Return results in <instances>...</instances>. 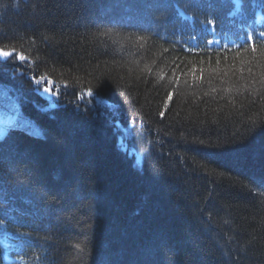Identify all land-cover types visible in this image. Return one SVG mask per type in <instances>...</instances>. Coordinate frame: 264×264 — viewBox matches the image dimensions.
I'll return each mask as SVG.
<instances>
[{
    "label": "trees",
    "instance_id": "trees-1",
    "mask_svg": "<svg viewBox=\"0 0 264 264\" xmlns=\"http://www.w3.org/2000/svg\"><path fill=\"white\" fill-rule=\"evenodd\" d=\"M162 1L169 16L170 0H0V48L25 55L27 72L77 97L93 89L122 111L119 124L132 115L150 128L136 122L147 173L103 121L76 111H61L46 139L22 133L0 148L21 219L41 224L26 216L29 195L55 224L39 252L24 232L27 258L53 244L41 264H264V44L187 51L164 34L176 27H151ZM2 63L0 120H32L34 91Z\"/></svg>",
    "mask_w": 264,
    "mask_h": 264
},
{
    "label": "snow or ice",
    "instance_id": "snow-or-ice-1",
    "mask_svg": "<svg viewBox=\"0 0 264 264\" xmlns=\"http://www.w3.org/2000/svg\"><path fill=\"white\" fill-rule=\"evenodd\" d=\"M260 36L264 37V32L260 33ZM253 38L251 36H249L246 40V43L250 40H252ZM209 43H212V41H209ZM253 50H255V46L253 45ZM9 58H11V67L9 68L12 71V74L14 75L16 70L19 68H25V71L21 73V75H26L27 71H29V69H27L25 67L26 63H27V57L21 53H17L16 50L13 48L11 50H6L4 48H0V59L2 60H8ZM32 79V82L36 85V88L39 90L40 86L42 83H49V81H45L43 77L41 78H35L32 77L30 78ZM43 91L48 94V95H52V89L51 87H44ZM95 93L92 92V90H89L87 92V96L92 97L94 96ZM81 100L83 99V97L80 98ZM168 99L171 100L172 99V94L169 93L168 94ZM98 104H103L105 106H107V102L103 101V100H97ZM161 116L164 115L163 112L160 113Z\"/></svg>",
    "mask_w": 264,
    "mask_h": 264
},
{
    "label": "rangeland",
    "instance_id": "rangeland-1",
    "mask_svg": "<svg viewBox=\"0 0 264 264\" xmlns=\"http://www.w3.org/2000/svg\"><path fill=\"white\" fill-rule=\"evenodd\" d=\"M104 18H105L104 20H107V17H104ZM56 95H58V92H57ZM97 100H102V98H95V99H93L92 97L87 96V93H86L85 98H84V101H86V102L91 101L90 104H92V105L95 106V107H96V105L98 104V103H97ZM102 105H103V104H102ZM128 123H129V126H131V125H135V124H136L135 122H131V121H129ZM127 126H128V125H127ZM17 159H18V160H21V159H19L18 157H17ZM13 160H16V159L13 158ZM237 161H239V160H235L234 163H236Z\"/></svg>",
    "mask_w": 264,
    "mask_h": 264
},
{
    "label": "bare ground",
    "instance_id": "bare-ground-1",
    "mask_svg": "<svg viewBox=\"0 0 264 264\" xmlns=\"http://www.w3.org/2000/svg\"><path fill=\"white\" fill-rule=\"evenodd\" d=\"M24 198V197H23Z\"/></svg>",
    "mask_w": 264,
    "mask_h": 264
}]
</instances>
